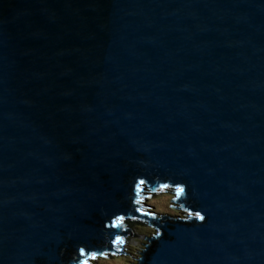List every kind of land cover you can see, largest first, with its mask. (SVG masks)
Masks as SVG:
<instances>
[{
    "label": "water",
    "instance_id": "obj_1",
    "mask_svg": "<svg viewBox=\"0 0 264 264\" xmlns=\"http://www.w3.org/2000/svg\"><path fill=\"white\" fill-rule=\"evenodd\" d=\"M126 219L137 264H264V0H0V264L123 254Z\"/></svg>",
    "mask_w": 264,
    "mask_h": 264
},
{
    "label": "rangeland",
    "instance_id": "obj_2",
    "mask_svg": "<svg viewBox=\"0 0 264 264\" xmlns=\"http://www.w3.org/2000/svg\"><path fill=\"white\" fill-rule=\"evenodd\" d=\"M143 196L141 205L150 211H157L158 214H170L174 218H188L190 215L182 210L174 209L176 203L172 201L174 198V189L167 188L160 193H153L147 186L143 187L141 192ZM126 228L128 227L132 233L137 236H130L123 238V244L118 242L117 244L122 253L106 254L104 257H92L88 260L87 264H137L141 258V254L146 249L148 241L145 238L153 237L157 234V230L149 225V222L142 220L126 219Z\"/></svg>",
    "mask_w": 264,
    "mask_h": 264
},
{
    "label": "clouds",
    "instance_id": "obj_3",
    "mask_svg": "<svg viewBox=\"0 0 264 264\" xmlns=\"http://www.w3.org/2000/svg\"><path fill=\"white\" fill-rule=\"evenodd\" d=\"M150 190V189H149ZM151 191V190H150ZM162 190H159L158 192H156V193H160ZM152 192V191H151ZM153 193H155V192H153ZM141 200H142V198H141ZM141 200H140V202L139 203H141ZM144 208V207H143ZM144 211H146V212H148V213H151L152 211H150V210H146L145 208L143 209ZM155 212H157V211H155ZM125 229H128V227L126 228V226H125ZM125 238V237H124ZM122 241H123V238L121 239ZM119 242V241H118ZM117 242V243H118ZM102 257H104V256H102ZM91 259V258H90ZM88 262V261H87ZM87 262L85 263V264H87Z\"/></svg>",
    "mask_w": 264,
    "mask_h": 264
},
{
    "label": "flooded vegetation",
    "instance_id": "obj_4",
    "mask_svg": "<svg viewBox=\"0 0 264 264\" xmlns=\"http://www.w3.org/2000/svg\"><path fill=\"white\" fill-rule=\"evenodd\" d=\"M123 242V241H122ZM106 254H109V253H105L103 256H105Z\"/></svg>",
    "mask_w": 264,
    "mask_h": 264
},
{
    "label": "snow or ice",
    "instance_id": "obj_5",
    "mask_svg": "<svg viewBox=\"0 0 264 264\" xmlns=\"http://www.w3.org/2000/svg\"><path fill=\"white\" fill-rule=\"evenodd\" d=\"M201 219H203V217H201Z\"/></svg>",
    "mask_w": 264,
    "mask_h": 264
},
{
    "label": "bare ground",
    "instance_id": "obj_6",
    "mask_svg": "<svg viewBox=\"0 0 264 264\" xmlns=\"http://www.w3.org/2000/svg\"><path fill=\"white\" fill-rule=\"evenodd\" d=\"M109 254H111V253H109Z\"/></svg>",
    "mask_w": 264,
    "mask_h": 264
}]
</instances>
